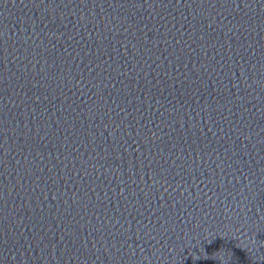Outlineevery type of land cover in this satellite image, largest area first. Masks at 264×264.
Listing matches in <instances>:
<instances>
[{
  "label": "water",
  "instance_id": "1",
  "mask_svg": "<svg viewBox=\"0 0 264 264\" xmlns=\"http://www.w3.org/2000/svg\"><path fill=\"white\" fill-rule=\"evenodd\" d=\"M0 264H264V0H0Z\"/></svg>",
  "mask_w": 264,
  "mask_h": 264
}]
</instances>
